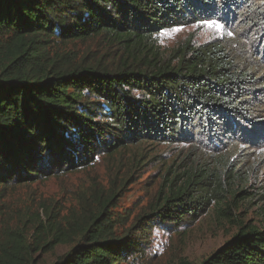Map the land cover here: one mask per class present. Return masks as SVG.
Returning <instances> with one entry per match:
<instances>
[{
    "label": "trees",
    "instance_id": "1",
    "mask_svg": "<svg viewBox=\"0 0 264 264\" xmlns=\"http://www.w3.org/2000/svg\"><path fill=\"white\" fill-rule=\"evenodd\" d=\"M234 18L264 48V0H0V188L73 172L142 141L189 144L195 159L203 149L263 145L264 52L245 61L220 40L171 53L157 42L168 28ZM93 37L120 51L116 64L66 66L51 52ZM198 164L183 173L169 165L155 202L122 237L100 221L113 197L66 230L43 205L32 232L0 240V264H33L32 252L69 241L55 264H127L126 255H142L151 225L179 230L206 211L212 192ZM202 264H264V228L241 227Z\"/></svg>",
    "mask_w": 264,
    "mask_h": 264
},
{
    "label": "rangeland",
    "instance_id": "2",
    "mask_svg": "<svg viewBox=\"0 0 264 264\" xmlns=\"http://www.w3.org/2000/svg\"><path fill=\"white\" fill-rule=\"evenodd\" d=\"M235 21V18L233 21L210 19L168 28L157 35V42L165 52L171 53L188 41L200 45L220 40L245 61L258 60L264 48L254 37L249 38ZM229 32L233 35H228ZM112 47L101 38L93 37L59 42L51 52L58 54L66 66L99 62L108 66L116 64L120 55ZM263 92L261 102H264ZM192 149L186 143L142 141L116 154L102 153L92 165L73 172L0 188V240L10 230L32 232L30 223L38 211L44 216L43 205L54 210L57 221L66 230L73 224L85 223L110 197L113 200L107 204V212L100 221H104L110 236H125L155 202L161 177L168 166L173 164L178 173H183L198 161L205 170L200 175L202 183L195 180L205 185L207 192H212L206 211L181 225L179 230L168 227V231L151 225L143 247H139L143 249L142 255L131 253L126 255V260L127 264H181L184 261L202 264L241 227L264 228V144L243 151L203 149L204 152L195 151L197 159L190 153ZM74 245L73 241L53 243L32 252L33 264H55Z\"/></svg>",
    "mask_w": 264,
    "mask_h": 264
},
{
    "label": "snow or ice",
    "instance_id": "3",
    "mask_svg": "<svg viewBox=\"0 0 264 264\" xmlns=\"http://www.w3.org/2000/svg\"><path fill=\"white\" fill-rule=\"evenodd\" d=\"M217 27H219V28H221V29L223 28L222 25H218ZM228 35H233V34L229 32Z\"/></svg>",
    "mask_w": 264,
    "mask_h": 264
}]
</instances>
